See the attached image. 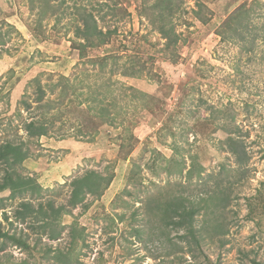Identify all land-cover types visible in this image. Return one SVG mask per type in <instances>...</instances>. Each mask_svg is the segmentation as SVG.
Returning <instances> with one entry per match:
<instances>
[{
    "label": "rangeland",
    "instance_id": "1",
    "mask_svg": "<svg viewBox=\"0 0 264 264\" xmlns=\"http://www.w3.org/2000/svg\"><path fill=\"white\" fill-rule=\"evenodd\" d=\"M169 2L0 0V144L25 142L30 157L15 168L33 188L0 192L1 226L29 245L0 239V264H264V36L254 45L217 34L253 0ZM260 2L254 22L264 28ZM90 14L116 32L88 48L115 56L104 72L72 47L85 42L77 32ZM101 108L112 124L96 116ZM40 117L49 133L30 137L24 124ZM235 125L243 164L228 149ZM91 170L111 183L72 206L71 182ZM136 173L143 179L131 181ZM180 198L200 210L198 244L164 221ZM23 200L50 216L17 218Z\"/></svg>",
    "mask_w": 264,
    "mask_h": 264
},
{
    "label": "trees",
    "instance_id": "2",
    "mask_svg": "<svg viewBox=\"0 0 264 264\" xmlns=\"http://www.w3.org/2000/svg\"><path fill=\"white\" fill-rule=\"evenodd\" d=\"M164 1V0H163ZM170 0H166L167 5H169ZM260 0H253L252 4L249 5L247 3H243L239 5L235 10H233L227 18L223 21L222 25L217 31V34L221 37V39H230L232 37H237L241 39V41H252L254 45H256V40L260 37L264 36V28L258 27V25L254 22L257 18L258 7H260ZM197 17H200L202 21H206L202 14L198 10L196 12ZM91 20H86L84 24V28L79 29L77 35L79 38H83L85 42H77L76 40L72 41V47L79 52V57L81 60L87 59L93 65L99 64L100 69L104 72L108 66V61L113 56L112 54H107L104 56L90 57L88 54V48L92 46H101L106 44L108 39L116 33L114 30H109L103 32L101 28H99L97 24V20L94 18L92 14H90ZM161 26V25H160ZM159 26V27H160ZM163 35L165 37H169L171 40V36L168 31L162 28ZM130 75L129 72L126 75ZM36 80L39 81L38 76ZM62 82H60L62 86V95H66L71 87L72 83H69V76H61ZM59 80V81H61ZM45 95V90L43 87H39V94L36 98V101H42ZM23 103H26V107H32V104L27 102L26 100H22ZM100 102V101H98ZM18 115H21V109H18L16 112ZM46 116V115H45ZM97 117L104 120L106 123L112 124L113 118L109 111L107 112L105 108L100 109V113L96 114ZM116 119V117L114 118ZM40 117V119L35 120L32 119L30 121L25 122L24 128L27 131L30 137H42L49 133L48 123ZM1 125V122H0ZM235 133V136L230 135L228 138V149L233 151L237 156V161L240 164L245 163L248 160V155L245 150V145L240 140V136L237 133H240L239 126L235 125L234 129L230 130ZM130 139L132 140L134 132L130 133ZM25 142H14L11 140H6L0 144V164L2 165V170H4V175L2 177V181L0 182V192L6 190L7 188L13 189L10 194L11 197H15L16 192L14 189L16 187V191L19 193H24L26 191H32L33 188H30L29 182L23 181L25 178H22L21 174L16 171V166L18 164H22L24 160L30 157L29 148L25 147ZM122 146V145H121ZM123 147V146H122ZM133 151V146H130L128 154H131ZM1 169V168H0ZM1 171V170H0ZM112 176L109 178H104L102 175L98 174L95 170H91L85 176L80 178H75L71 183L73 185L72 196L70 197V204L72 206H76L77 204L83 202L84 196L88 193H93L100 195L101 192L104 191V188L107 187L111 181ZM138 178L143 179L141 174H133L131 176V181L134 179L137 181ZM26 180V179H25ZM32 180L30 178L27 179ZM21 183V186L18 185ZM15 186V187H14ZM31 189V190H30ZM34 192V190H33ZM130 193V192H128ZM4 200L0 199V210L3 208ZM42 211V218L47 219L50 214L47 211H44L43 204H39V208H35V206L28 202L27 200H23L20 202V208L16 211L17 218L25 221L29 215H36L39 211ZM55 209V208H53ZM58 212H61L62 209H65L63 206L57 208ZM164 221L168 226H173L176 229L186 228L187 233L183 234L187 236L189 233L192 240H194L197 244L199 243L198 238V230L195 226V217L199 213V209L193 204H189L187 199L183 198L177 199L169 204L164 206ZM68 213V212H66ZM6 220H9V217L5 216ZM36 219L39 220V216H36ZM43 231L47 233L46 226H41ZM61 231L52 228L49 233H47L48 237L51 240H56L61 238ZM184 237V236H182ZM0 239L10 240L21 246L22 248H28L29 245L22 237H17L14 234H10L8 231H5L0 224ZM5 244L3 245V247ZM78 261V260H77ZM68 264H73V262H67ZM257 264H260L257 262Z\"/></svg>",
    "mask_w": 264,
    "mask_h": 264
}]
</instances>
